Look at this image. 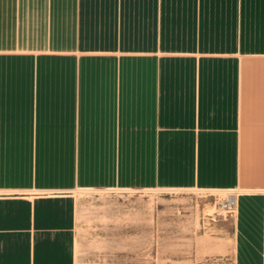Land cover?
Here are the masks:
<instances>
[{
    "label": "crops",
    "instance_id": "1",
    "mask_svg": "<svg viewBox=\"0 0 264 264\" xmlns=\"http://www.w3.org/2000/svg\"><path fill=\"white\" fill-rule=\"evenodd\" d=\"M116 188L238 192L264 264V0H0V264H75L68 197L11 195Z\"/></svg>",
    "mask_w": 264,
    "mask_h": 264
},
{
    "label": "rangeland",
    "instance_id": "2",
    "mask_svg": "<svg viewBox=\"0 0 264 264\" xmlns=\"http://www.w3.org/2000/svg\"><path fill=\"white\" fill-rule=\"evenodd\" d=\"M232 195L116 188L11 198L68 197L51 207L73 221L75 264H235L236 214L222 210Z\"/></svg>",
    "mask_w": 264,
    "mask_h": 264
},
{
    "label": "bare ground",
    "instance_id": "3",
    "mask_svg": "<svg viewBox=\"0 0 264 264\" xmlns=\"http://www.w3.org/2000/svg\"><path fill=\"white\" fill-rule=\"evenodd\" d=\"M222 210L227 214L236 213V195L229 196L227 202L223 204Z\"/></svg>",
    "mask_w": 264,
    "mask_h": 264
},
{
    "label": "built area",
    "instance_id": "4",
    "mask_svg": "<svg viewBox=\"0 0 264 264\" xmlns=\"http://www.w3.org/2000/svg\"><path fill=\"white\" fill-rule=\"evenodd\" d=\"M231 211H233V210H231ZM231 214H232V212H231Z\"/></svg>",
    "mask_w": 264,
    "mask_h": 264
}]
</instances>
